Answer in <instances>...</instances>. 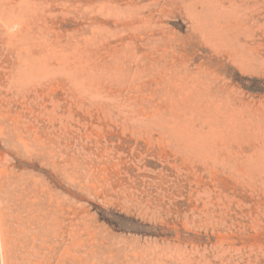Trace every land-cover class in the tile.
I'll list each match as a JSON object with an SVG mask.
<instances>
[{
	"label": "rangeland",
	"instance_id": "obj_1",
	"mask_svg": "<svg viewBox=\"0 0 264 264\" xmlns=\"http://www.w3.org/2000/svg\"><path fill=\"white\" fill-rule=\"evenodd\" d=\"M0 264H264V0H0Z\"/></svg>",
	"mask_w": 264,
	"mask_h": 264
}]
</instances>
